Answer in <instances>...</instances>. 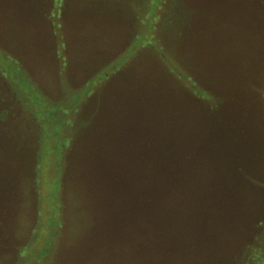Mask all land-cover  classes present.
<instances>
[{"label": "rangeland", "instance_id": "obj_1", "mask_svg": "<svg viewBox=\"0 0 264 264\" xmlns=\"http://www.w3.org/2000/svg\"><path fill=\"white\" fill-rule=\"evenodd\" d=\"M124 179L176 213L142 264H264V0H0V264H110Z\"/></svg>", "mask_w": 264, "mask_h": 264}, {"label": "trees", "instance_id": "obj_2", "mask_svg": "<svg viewBox=\"0 0 264 264\" xmlns=\"http://www.w3.org/2000/svg\"><path fill=\"white\" fill-rule=\"evenodd\" d=\"M68 144L69 143H67L65 147H68ZM124 180V183L126 184L127 181H129V179ZM132 182L133 185L137 183L136 180ZM126 187L130 188V194L135 197V202H131V204H129L128 214L120 215L122 218L126 219L125 222H122L121 224L118 223L120 218L117 220L115 218V214L111 213L110 211V226L114 224V227L117 230L113 232L110 230V235H115L113 238H110V244L115 245L114 249L110 246V264L117 263L116 260H118L117 264H124L126 260L122 257L123 251L132 252L133 257L130 260V264H142L143 259H145L144 254L146 252L151 257L154 248H159L160 239L162 242L173 233H177L171 228L174 225V222H176V213H173L172 216H169V212H160V207L166 206L167 202H165L163 205L160 204L161 193H159L158 190L143 191L142 187L137 186L135 188L134 186H131L130 181ZM75 192H77V196L73 201L72 213L74 214L78 225H81V229H76L75 231V233L79 234L80 231L84 232L83 229L94 222V212L91 210V208H86L87 204H90L91 202L95 209H99L101 220L104 219L103 215L105 214L102 211L103 208L92 200L89 191H85L83 188H80L79 191L77 190ZM113 192L115 195L119 196L118 190H114ZM162 196L164 198L168 197L166 194H163ZM110 207H118L120 210H122V208L112 202V195L110 196ZM131 208L133 210H131ZM98 229H100V224ZM147 237L155 238L148 239ZM158 237H160V239H158ZM169 250L170 249L168 248V251ZM237 258L240 261L244 260L247 258V253L241 252L240 255L237 254ZM152 263L153 260L148 262V264Z\"/></svg>", "mask_w": 264, "mask_h": 264}]
</instances>
